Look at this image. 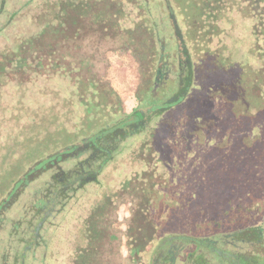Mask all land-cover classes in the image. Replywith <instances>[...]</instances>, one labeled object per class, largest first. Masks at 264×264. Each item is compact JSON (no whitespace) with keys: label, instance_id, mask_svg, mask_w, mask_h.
Returning a JSON list of instances; mask_svg holds the SVG:
<instances>
[{"label":"rangeland","instance_id":"rangeland-1","mask_svg":"<svg viewBox=\"0 0 264 264\" xmlns=\"http://www.w3.org/2000/svg\"><path fill=\"white\" fill-rule=\"evenodd\" d=\"M150 1L151 6L160 5V9H154L156 16H161L164 21L167 16L163 26L167 35L171 36L175 31L164 0ZM169 1L182 34L188 60L179 41L182 53L185 60L191 62L189 88L184 98L180 103L165 110L156 126H151L146 132L136 135L137 137L129 136L116 142L119 144V150L100 172L98 181L86 183L78 189L63 212L48 216L43 229L38 232V246L37 238L32 237V232L40 221V215L34 216L29 205L33 198L39 196V186L48 182L49 171L41 173L37 179L29 182L24 192L6 207L4 212L1 210L0 264H78L80 261L77 254L85 246L86 217L106 194L120 192V183L128 180L133 168H141L137 178L143 180L142 183L148 184L149 181L155 180L165 186L156 187L158 194L155 188L154 205L158 206L159 210L157 215L150 214L158 225L156 237L165 230H175L174 234L193 235L202 239L211 234L219 239L220 233L230 231L234 223L240 226L246 220L248 225H251V221L264 227V99L256 98L253 94L257 86L255 81L264 79V75L256 73L260 60L253 47L259 42L253 34L250 22H242L238 17H235L233 24L226 22L224 31L219 34L225 36L211 38L207 34L204 35L206 31L200 29L201 22H195L198 13L189 0ZM41 4L42 0H0V48L6 46L5 43L14 47L23 37L40 30L39 26L33 24L32 16L37 14ZM130 8L132 7L129 5L126 7L127 10ZM138 13L139 9L134 10L132 14L136 17ZM85 42L91 49L98 50L95 51L98 55L96 75L116 92L123 104V113L130 114L133 108L139 109L142 103H136V94L146 81L147 74H143L146 68L138 63L132 49L123 50L118 42L99 41L93 35L87 36ZM221 43L223 46L217 54L214 69L208 70V74L204 67L196 69L195 57L203 55L205 49L213 50L216 44L218 49ZM125 46L130 48L129 45ZM175 80L176 75L172 72L161 80V88L157 91L158 94L161 93L158 97L160 102L157 104L167 101L173 94H180ZM222 84L225 85L220 87ZM243 84L245 86H240ZM24 86L26 87L21 90L16 85H7L8 94L12 96L3 103L9 107V118L20 114L25 119L10 121L12 125L18 123L16 128L8 127L0 133L6 141L20 140V127L29 121L36 124L38 120L46 119L44 127L51 125L50 129L55 121V124L59 123L72 131L80 127L84 106L78 102L75 83L68 78L55 76L46 81L35 79ZM261 86L264 94L263 82ZM157 88L158 86L154 87L155 90ZM5 90L8 91L6 87ZM36 90L44 94L46 101L37 97ZM210 94V97H206ZM202 95H205L204 98L196 102ZM19 97L29 106L31 111L28 115L16 110ZM232 97L233 101L230 102ZM63 98L72 100L69 119L62 115L61 110L65 108ZM191 104L198 105L195 108L200 111L198 114L188 106ZM235 105L239 107L240 112L233 115L232 109ZM145 106L150 109L152 105L145 103ZM210 106L217 109V113L212 117L201 116L202 110ZM50 112L54 113L53 122H50ZM149 116L150 114L147 115ZM158 118L159 116H155L147 120L145 127L153 125ZM66 121H70L71 125H67ZM142 122L145 121L140 120L137 126H143ZM98 127L94 128V135L100 131ZM146 139L155 143L156 150L152 152L157 155L159 162L146 159L144 164L143 159L139 161L137 158L131 161L133 147ZM129 141H132L130 145L127 144ZM30 151L31 149L25 151V159ZM1 156L2 150L0 161ZM22 162L24 159L18 160L12 168H0V195L8 190ZM25 169L21 168V173ZM151 169L154 171L150 178L147 176L143 179V171ZM178 188L182 189L179 194L181 202L176 204L174 201ZM119 194L112 199L114 205L110 213L117 219L118 225V239L111 245L110 252L113 254L109 252L108 245H103L101 253L96 254L89 264H150L153 254L151 251L144 257L140 256L138 263H132L127 254L126 239L123 237L134 204L140 201V194H129L125 191ZM6 195L0 202L7 199ZM170 199L173 206H170L169 210L177 206L182 213L179 214L178 209L172 211L173 214L168 213L165 206L167 202L163 203L164 200ZM237 202L242 206L237 205ZM225 215L227 220L223 219ZM18 221L21 224L17 227V233L12 236V227L14 222ZM208 221H221V225L212 226ZM178 226L182 230H178ZM37 228L35 230H38ZM221 228L223 231H220ZM169 242L179 243L177 240ZM185 244L183 242V245ZM238 244L236 239L228 242L229 247H236ZM154 247L156 248V245ZM179 263L178 258L177 264Z\"/></svg>","mask_w":264,"mask_h":264},{"label":"trees","instance_id":"trees-1","mask_svg":"<svg viewBox=\"0 0 264 264\" xmlns=\"http://www.w3.org/2000/svg\"><path fill=\"white\" fill-rule=\"evenodd\" d=\"M189 1L198 13L195 22H201L200 29L206 31L204 35L207 34L211 38L225 36L219 34L224 31L226 22L233 24L235 17L242 22L249 21L253 34L259 42L253 47L260 60L256 73L260 76L264 75V0ZM150 4V0H42L37 14L32 16L33 24L39 26L40 30L23 37L14 47L11 46L12 44L5 43L6 46L0 48V133L8 127L16 128L18 122L12 125L10 121L25 119L20 114L9 118V107L3 103L12 96L8 94L7 85L9 84L16 85L22 90L26 87L24 84L32 83L35 79L46 81L55 76L68 78L76 84L78 102L84 106L82 122L76 130L72 131L59 123L55 124L56 121L53 124V130L50 129L51 125L45 128L44 124L47 120L40 119L36 124L29 121L21 125L20 140L8 142L0 135V150H2L0 168H12L18 160L24 159L17 172L20 175L17 174L18 178L16 176L8 190L0 195V199H3L6 194L8 196L0 202V220L1 210L4 212V209L24 192L29 182L37 179L41 173L49 171L48 182L39 186L41 188L39 196L33 198L29 205L34 216L40 215V221L32 232V237L37 238L36 246L40 245L38 232L43 229L48 216L63 212L78 189L86 183L98 181L100 172L108 162L113 160L119 150V144L117 145L116 142L129 136L137 137L136 135L157 125L156 122L160 121L163 112L169 108L154 110L147 117L149 109L146 108L145 103L155 106L160 102L158 97L161 93L158 94L157 91L161 88V80L171 72L174 73L177 91L178 94L180 93L178 96L185 89V84L190 81V60H185L175 33L171 36L167 35L163 26L167 16L165 21L161 16H156L154 9H160V5L151 6ZM128 5L132 7L130 10L126 9ZM138 9L139 13L134 17L132 13ZM158 12L160 13V10ZM89 35L107 43L118 42L123 50L132 49V54L138 63L146 68L143 74H147V79L136 94V103H142L139 109L133 108L130 114H124L123 104L116 92L98 79L95 71L98 62L95 51L98 50L91 49L86 44L85 41ZM172 41L173 45H171ZM125 45H129L130 48H126ZM216 45L213 50L205 49L203 55L195 57L196 69L204 67L206 73L214 69V62L223 43L218 49ZM262 82L264 83V79L255 81L254 84L257 86L253 94L256 98L264 99L261 90ZM156 86L158 88L155 90ZM239 94H241L240 91ZM36 95L46 101L44 94L38 90ZM204 96L198 97L196 102H200ZM22 99V97L18 98L16 110L28 115L31 110ZM62 101L65 104V108L61 110L62 115L65 119H69L72 100L63 98ZM188 106L197 114L200 112L195 109L198 105ZM202 111L201 116L206 118L212 117L218 110L210 106ZM239 112V107L233 106L232 114H239ZM134 113L141 121H145L142 122L143 126L133 124L130 118ZM50 116L52 117L50 122H53L54 113L50 112ZM155 116H159L154 122L156 124L145 127L147 120ZM66 122L67 125H71L70 121ZM97 126L100 127V131L94 135V128ZM132 141L127 144L130 145ZM155 146L153 141L146 139L142 142L141 140L131 151V161L137 158L139 161L143 159L144 164L146 159L159 162L157 155L152 152L156 150ZM29 149L31 151L25 159V151ZM21 168L26 169L21 173ZM132 171L128 180L119 185L120 192L140 194V201L134 204L123 233L127 254L132 263H138L140 256L144 257L151 251L150 253L153 254L150 264H177L178 258L179 264H264V227H261L260 223L251 221V225H248L246 218L244 224L237 226L234 223L230 231L220 233L219 239L211 234L205 235L203 239L193 235L174 234L175 230H165L156 237L158 225L156 219L150 214L157 215L159 210L158 206L154 205L155 188L165 186L155 180L149 181L148 184L142 183L143 180L137 178L141 168H133ZM153 171L152 169L144 170L142 178L146 179L147 176L150 178ZM156 190L158 194V189ZM181 190L178 188L176 191L174 201L176 204L181 202L179 198ZM120 192L106 194L86 217L85 246L77 254L80 261L78 264H89L96 254L101 253L103 245L109 246V252L112 250V243L118 239L116 235L118 225L117 219L110 213L114 205L112 199L120 195ZM163 204L167 207L169 214H173L172 211L176 209L180 211L179 214L182 213L177 206L169 210V207L173 206L171 199L164 200ZM236 204L240 205L239 202ZM223 219H226V215ZM219 222L208 221L207 223L219 227L221 221ZM20 224V221L14 222L12 236L17 233V227ZM36 228L38 230H35ZM177 228L182 230L179 226ZM220 231H223V228ZM231 239H236L239 244L236 247L232 246L233 248L229 247L228 242ZM171 240H177L179 243L169 242ZM183 242L186 244L183 245ZM110 253L113 254V252Z\"/></svg>","mask_w":264,"mask_h":264},{"label":"water","instance_id":"water-1","mask_svg":"<svg viewBox=\"0 0 264 264\" xmlns=\"http://www.w3.org/2000/svg\"><path fill=\"white\" fill-rule=\"evenodd\" d=\"M164 2H165V5H166V8H167V11H168V16H169L170 20L172 21V25H173L175 34L178 37V39H179V41H180V43L182 45V50H183V52L185 54V57L188 60V53L186 51V48H185V45H184V41H183V38H182V34H181L180 30H179V26H178L174 11H173V9L171 7L170 1L169 0H164ZM188 88H189V81L186 83L185 89L183 90V92H182V94L180 96H172V97L169 98L168 102L157 104L155 106H151L150 109H149L148 114H150L154 110L170 108L171 106L180 103L182 101V99L184 98ZM130 119L132 120V122H133V124L135 126H137V124L140 121V119H139V117L137 116L136 113H134L131 116Z\"/></svg>","mask_w":264,"mask_h":264}]
</instances>
